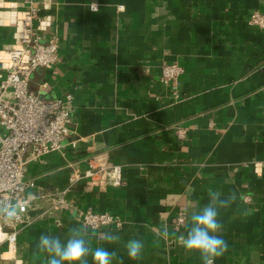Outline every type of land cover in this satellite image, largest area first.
I'll use <instances>...</instances> for the list:
<instances>
[{
    "label": "crops",
    "instance_id": "0c3cea01",
    "mask_svg": "<svg viewBox=\"0 0 264 264\" xmlns=\"http://www.w3.org/2000/svg\"><path fill=\"white\" fill-rule=\"evenodd\" d=\"M35 1L44 16L39 40L58 35L61 60L56 73L37 68L30 88L47 98L73 94L77 143L28 161L25 175L62 189L104 154L122 165L123 183L87 191L78 179L68 204L26 226L16 251L0 250V264H50L40 236L66 241L72 228L93 251H116L112 264H203L180 237L213 194L230 193L236 199L218 209L217 233L228 249L214 264H264V28L249 21L264 12V0ZM29 4L0 0V78L4 52L21 31L16 14ZM174 61L184 69L178 98L161 80L162 66ZM48 205L42 200L30 213ZM90 207L116 213L121 224L84 226L80 213ZM131 239L144 244L138 260L127 256ZM87 264H95L91 255Z\"/></svg>",
    "mask_w": 264,
    "mask_h": 264
},
{
    "label": "built area",
    "instance_id": "2783aa9c",
    "mask_svg": "<svg viewBox=\"0 0 264 264\" xmlns=\"http://www.w3.org/2000/svg\"><path fill=\"white\" fill-rule=\"evenodd\" d=\"M29 6L16 14L17 25L21 27L14 44L5 50V74L0 78V208L17 206L16 217L9 219L0 213V250L16 251L19 233L45 214L62 209L68 204L72 184L84 180L87 191H105L109 186L123 183L121 164L110 161L104 154L89 158V165L83 173L72 175L68 186L58 190H46L37 186L32 178L25 175L28 161L40 160L52 152H63L67 146H75L77 137L70 127L75 111L72 93L47 98L30 88L31 74L37 68L49 69L56 73L61 60L59 37L52 34L47 42H41L36 22L44 16L38 1L29 0ZM96 9V4L91 5ZM250 23L264 28V12L253 11ZM183 67L176 61L162 66L161 80L174 88L179 97L177 79ZM179 137L186 135L185 128L177 130ZM47 200L48 207L32 215L30 212ZM81 223L97 229L106 225H120L122 219L110 211L87 208L80 213ZM185 223L183 213L177 224ZM6 244L7 249H3Z\"/></svg>",
    "mask_w": 264,
    "mask_h": 264
},
{
    "label": "clouds",
    "instance_id": "9594fccd",
    "mask_svg": "<svg viewBox=\"0 0 264 264\" xmlns=\"http://www.w3.org/2000/svg\"><path fill=\"white\" fill-rule=\"evenodd\" d=\"M236 199L235 193H230L226 199H219L213 194L212 203L204 206L190 217L191 226L186 236H181L180 241L189 253H198L203 264H214L215 259L224 255L228 249L227 242L219 235L222 224L218 220L219 208L229 206ZM0 213L9 219L16 217L17 206L8 205L0 208ZM166 230L164 235H166ZM110 243L118 242V235H105ZM38 247L49 254L50 264H87V257L92 256L95 264H112L118 259L116 251L97 248L94 251L83 238L82 229L72 228L66 241L48 234H42ZM127 256L131 260L141 258L144 244L139 239H131L126 245Z\"/></svg>",
    "mask_w": 264,
    "mask_h": 264
},
{
    "label": "bare ground",
    "instance_id": "6f19581e",
    "mask_svg": "<svg viewBox=\"0 0 264 264\" xmlns=\"http://www.w3.org/2000/svg\"><path fill=\"white\" fill-rule=\"evenodd\" d=\"M0 235H1V233H0Z\"/></svg>",
    "mask_w": 264,
    "mask_h": 264
}]
</instances>
